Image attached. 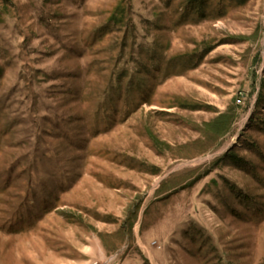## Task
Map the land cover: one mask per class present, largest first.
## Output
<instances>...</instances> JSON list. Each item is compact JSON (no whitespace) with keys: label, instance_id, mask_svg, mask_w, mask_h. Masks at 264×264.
Segmentation results:
<instances>
[{"label":"rangeland","instance_id":"1","mask_svg":"<svg viewBox=\"0 0 264 264\" xmlns=\"http://www.w3.org/2000/svg\"><path fill=\"white\" fill-rule=\"evenodd\" d=\"M199 4L0 0V264H264V0Z\"/></svg>","mask_w":264,"mask_h":264},{"label":"trees","instance_id":"2","mask_svg":"<svg viewBox=\"0 0 264 264\" xmlns=\"http://www.w3.org/2000/svg\"><path fill=\"white\" fill-rule=\"evenodd\" d=\"M206 0H191V3L195 6L197 3H201V5L199 4V6H197L196 8H197V11H199L200 13L202 12V13H204V10H203V2H205ZM125 13H126V8L124 7L122 10H121V8L119 9L118 8V12L116 13V15H114L113 17H111V20L112 21H114V23H116V24H118V22L120 21V22H122L123 21V18H124V15H125ZM229 118H228V116L227 117H222L220 120L223 122H227V120H228ZM226 125H228V123L226 124ZM225 125V127H227ZM224 127V128H225ZM223 130V129H222ZM222 130H221V132H222ZM230 155L233 157L234 156V153L233 152H230ZM236 162H239L238 161V159H237V161Z\"/></svg>","mask_w":264,"mask_h":264}]
</instances>
